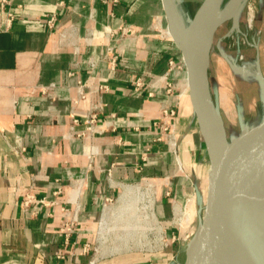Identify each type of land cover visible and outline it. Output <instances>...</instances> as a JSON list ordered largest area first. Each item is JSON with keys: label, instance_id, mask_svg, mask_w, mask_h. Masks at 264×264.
I'll use <instances>...</instances> for the list:
<instances>
[{"label": "crops", "instance_id": "0c3cea01", "mask_svg": "<svg viewBox=\"0 0 264 264\" xmlns=\"http://www.w3.org/2000/svg\"><path fill=\"white\" fill-rule=\"evenodd\" d=\"M60 1L12 0L15 22L0 34V264H171L179 210L206 152L187 95H165L169 71L177 91L187 84L182 52L162 33V0ZM155 11L165 17L157 24ZM47 14L58 16L54 29ZM5 20L0 12L1 26ZM166 105L178 109L183 170L157 141ZM95 111L99 126L87 129ZM29 188L47 205L25 213ZM63 208L77 218L68 243Z\"/></svg>", "mask_w": 264, "mask_h": 264}, {"label": "water", "instance_id": "95a60500", "mask_svg": "<svg viewBox=\"0 0 264 264\" xmlns=\"http://www.w3.org/2000/svg\"><path fill=\"white\" fill-rule=\"evenodd\" d=\"M162 3L168 28L183 55L187 84L183 95L188 97L208 165L195 185L192 198L181 209L171 264H264V150L260 152L257 143L240 158H233L240 141L250 135L251 129L241 124L244 136L235 145L229 143L223 124L216 127L210 117L212 108L219 116L220 113L213 102L209 104L201 80L204 70L208 86L211 55L214 46L219 45L214 43L215 35L226 21L218 20L213 25L208 44L198 60L190 39L198 11L186 27L178 1L172 6L169 0ZM224 4L225 0H211L215 18ZM257 77L264 110V74L259 59ZM259 122L264 123V114ZM261 142L264 143V136ZM208 210V219L204 221Z\"/></svg>", "mask_w": 264, "mask_h": 264}, {"label": "rangeland", "instance_id": "374dc122", "mask_svg": "<svg viewBox=\"0 0 264 264\" xmlns=\"http://www.w3.org/2000/svg\"><path fill=\"white\" fill-rule=\"evenodd\" d=\"M175 1H178L177 6L182 21L187 27L190 19L195 16L204 0ZM227 1L225 0V3ZM158 9L160 11L161 7ZM156 13L155 11L153 16L157 24L159 20L162 22L161 20L165 17ZM163 32L166 35L170 34L167 33V28L162 30ZM169 38L171 37L169 36ZM214 43L215 45L219 43L220 47L216 48L211 55L207 87L213 106L219 110L221 117L219 114L217 116L222 121L229 143L233 145L244 136L241 124H246L251 129L250 135L240 141V145L233 153L235 157L239 158L247 148L252 149L256 143L259 146L264 144L261 142L264 136V123L259 122L264 110L262 91L257 77L258 59L264 74V0H248L244 9L239 11L237 19L228 20L220 26L215 35ZM179 93L183 95V92ZM194 132L197 133L196 130ZM198 141L202 142L199 135ZM170 152L174 154V152ZM174 156L177 157L175 154ZM177 158V162L184 164L185 167V161L179 155V143ZM200 158L199 161L197 160L199 164L194 167L196 175L193 180L198 179L197 182L200 180L198 177L199 168L203 163ZM207 166L206 163L204 168L207 169ZM202 170L201 178L205 174L204 169ZM208 214L209 210L203 217L204 221L208 219ZM149 221L154 224L152 217ZM133 230L136 231L137 229ZM145 236L150 241L153 239V234ZM135 237H141V234H133L128 238L135 239Z\"/></svg>", "mask_w": 264, "mask_h": 264}, {"label": "built area", "instance_id": "2783aa9c", "mask_svg": "<svg viewBox=\"0 0 264 264\" xmlns=\"http://www.w3.org/2000/svg\"><path fill=\"white\" fill-rule=\"evenodd\" d=\"M12 0H0V12L5 16V27L0 25V34L5 31L8 30L12 27L13 23L15 22V14L12 12V10L9 8V6L11 5ZM64 6V1L61 0L59 2V7ZM45 20H46V24L50 29H54L56 27L57 21H58V16L57 14H52V15H46L45 16ZM94 36V33L91 31L88 35V38L91 40V38ZM88 39V40H89ZM113 49H110V52H112ZM108 63L110 64V67L112 69L116 68V64H117V56L115 55H111L110 57H106ZM90 66L92 68H96L97 63L94 60H90L89 62ZM170 65L173 66V62L170 63ZM172 73L169 71L167 74H165L162 77V81L165 84V95L167 97H170L172 95H177L178 100H181L182 96L181 93H179V91H177V88L175 86V84L173 83V79L171 78ZM136 87L137 88H141L143 87V81L142 79H138L136 82ZM84 87L83 86H78L77 90L78 93L80 95L81 98L85 97V92H84ZM106 89H108L106 87ZM45 92L47 90H44ZM149 96H154L153 92H149ZM177 117H178V109L175 107H171L166 105L163 109H162V115L161 118L155 122V126L159 127L161 129V134L158 136L157 141L159 142H166L168 143V147L169 150L174 152V154L178 157V141H177V134H176V129H177ZM99 114L98 112H91L88 116L87 119L85 121L86 125H87V129H94L97 126H99ZM80 121L79 119H77L76 117H73L72 120V126L70 128V132L72 134H76V126L80 125ZM79 136V135H78ZM25 148H21V152H25ZM149 187H154L153 185H149ZM56 195H58L59 193H55ZM167 195L170 196L171 192L170 190H168ZM35 203H39V204H43V205H47V200L46 199H39L37 194L35 193V191L33 190V188H29L28 190H26L25 194H24V198L22 201V208L23 211L25 213H30L32 212V206ZM181 209L179 210V214H178V218L181 212ZM63 213L65 216H68V218L65 220V222L63 223L62 226V233L65 236V240L68 243L71 235L74 233L75 230V224L77 222V218L75 217H71V213L69 212V210L67 208H63ZM178 218H177V222H178ZM177 224V223H176ZM174 239V238H173ZM89 251V247L88 245L85 246L84 248V252L88 253ZM97 253V250L94 252ZM91 264H95V261L93 260L91 262Z\"/></svg>", "mask_w": 264, "mask_h": 264}, {"label": "bare ground", "instance_id": "6f19581e", "mask_svg": "<svg viewBox=\"0 0 264 264\" xmlns=\"http://www.w3.org/2000/svg\"><path fill=\"white\" fill-rule=\"evenodd\" d=\"M169 2H170V5L172 6L173 3L175 2V0H169ZM247 3H248V0H228L224 4V6H223L221 12L219 13L218 17L216 16V18L211 13V0H207V2L202 3V5L200 6V8L198 10V16H197L196 22H195V24L191 30V33H190V39L193 42L195 54H196V57L198 60H201L202 53L204 52L205 47L208 44L210 32L212 31L213 25L216 23V21H218V20L219 21H228V20H231L233 18L237 19L239 11L244 9V7L246 6ZM169 33L173 37L170 30H169ZM214 47L216 49L217 47H220V45L214 46ZM204 66L205 65H203L202 70L204 69ZM203 72H204V70H203ZM203 72H202L201 80H202V84H203V86L207 92V96L209 99L208 102L211 105L212 100H211L209 90L207 87V81H206V77L204 74L205 72L204 73ZM209 112H210V117H211L213 123L215 124V126L218 127L219 123L222 125V121L219 118V116H217V113L215 112V110H213V108H212V111L209 110ZM257 149H259L260 152H263L264 144H262L260 146L258 145ZM248 150L249 149L247 148V150L243 151L241 153V156L244 155L245 153H247ZM233 158H238V157H235L233 155ZM179 165H180L181 169L184 168L182 163H179Z\"/></svg>", "mask_w": 264, "mask_h": 264}]
</instances>
